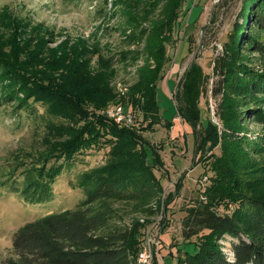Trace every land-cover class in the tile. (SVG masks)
<instances>
[{"label": "trees", "instance_id": "1", "mask_svg": "<svg viewBox=\"0 0 264 264\" xmlns=\"http://www.w3.org/2000/svg\"><path fill=\"white\" fill-rule=\"evenodd\" d=\"M185 1L103 0L96 9L100 26L91 37L70 47L63 42L50 52L43 49L45 35L32 19L24 24L17 17L0 20L1 102L14 103L15 116L25 113L45 140L59 138L56 154L42 162L29 152L16 157L20 160L9 164L4 183L11 182L12 192L19 191L28 204L50 201L59 180L68 179L67 185L79 194L73 208L62 205L14 231V256L2 264H136L144 226L138 219L115 221L119 217L112 204H127L146 218L159 212L161 188L145 162L146 153H140L148 143L142 144L140 134L130 129L134 112L151 127L164 121L157 87L170 62L168 51L178 41ZM113 19L115 26L107 28ZM238 20L223 53L215 58L213 70L220 79L209 90L230 134L224 133L219 142L198 129L199 102L208 85L199 65L191 64L176 86L177 116L192 128L196 150L213 141L221 144L210 163V185L184 208L181 237L192 243L193 251L177 250V264H264V135L257 134L261 143L229 139L250 124L264 128V0H240ZM110 29L117 31L119 46L102 44L99 33ZM256 56L261 67L255 65ZM90 57L112 76L122 68L127 78L120 94L131 109L130 127H118L108 116L90 115L85 109L95 105L91 92L101 93L105 90L100 87L110 84L105 74L88 75L85 58ZM54 70L63 72L61 82ZM163 125L171 128L167 121ZM93 148H108L107 158L89 168L86 156H92L88 150ZM260 156L261 163L256 162ZM225 203L235 206L229 210Z\"/></svg>", "mask_w": 264, "mask_h": 264}, {"label": "rangeland", "instance_id": "2", "mask_svg": "<svg viewBox=\"0 0 264 264\" xmlns=\"http://www.w3.org/2000/svg\"><path fill=\"white\" fill-rule=\"evenodd\" d=\"M102 4L103 0H0V20L17 17L22 18L21 22L24 24L27 18L32 19V23L38 25L45 35L47 47L44 44L43 49L50 52L63 42L70 47L84 38L91 37L96 27L100 26L96 9ZM239 9L240 0H186L179 15L180 30L175 34L177 44L168 51L170 62L165 68L164 79L157 87L159 114L173 128L164 126V121L153 127L145 125L141 114L133 113L135 122L130 130L140 134L143 139L142 144L148 143L147 152L145 150L140 153H146L145 162L160 185L161 204L157 208L159 210L157 215L151 218L134 214L132 211L134 208L127 204L112 205L116 208L119 217L115 221L129 224L131 219H138L143 224L144 228L139 235L140 250L147 244V248L150 249V264H177V250L193 251L192 243H187L181 237V220L185 215L184 208L194 201L193 198L197 196L198 191H204L210 185L213 176L210 163L214 162L213 157L221 152V144L217 141L220 142L219 138H223L224 133L230 134L228 130L225 132L223 129L218 103L212 98L209 90L212 83L220 79V76L214 73L213 64L216 56L223 53L228 34L232 30L233 23L238 20ZM24 16L26 18H23ZM114 26L113 19L108 23L107 28ZM100 34L102 44L108 43L111 48L114 47L112 45L119 46L117 31L110 29ZM256 57L255 65L261 67V58ZM85 60H87L85 68L90 77L99 78L97 74H105L106 80L110 83L100 87L105 90L100 91L101 93L91 92L90 98L95 105L85 107L89 114L101 115L106 119L107 112L115 104H120L126 113H130V107L126 100H122L120 94V92L125 93V90H120L121 83L126 77L122 68L118 67V71L115 74L113 72L112 76L100 66L96 57ZM193 63L202 68L207 75L205 81L207 80L208 84L199 102L198 129L208 138L217 137V141L206 144L198 151L195 148L192 128L189 124L181 122L173 103L176 86ZM55 75H60L61 82L63 72L54 70L53 76ZM94 80L97 82L96 79ZM93 88L95 87H91L90 91ZM1 94L0 96L4 95ZM1 101L2 98H0V264L14 256L11 251V237L14 231L24 223L62 209V205L73 208L76 205H72L73 199L79 195L67 185L68 179L59 180L53 185L55 195L50 201L28 204L21 199L19 191L12 192L11 182L4 183L9 164L20 160L16 157L25 156L29 152L42 162L44 158L56 154L59 138L50 137L45 140L41 131L32 125L30 117L25 113L15 116L14 103ZM35 108L39 113L42 112L40 106ZM261 133L264 135V128L250 124L247 130L234 132L230 138L229 136L227 138L240 137L250 142L261 143V139L257 137V134ZM98 150L100 151L96 148L88 150L92 153V156H86L90 161L89 168L105 162L108 148ZM262 154L264 156V151ZM23 159L22 157L21 160ZM256 162L261 163V156ZM223 205H227L229 210L235 206L231 203ZM223 205L218 208L220 212L223 210ZM223 244L228 247V242L224 241Z\"/></svg>", "mask_w": 264, "mask_h": 264}, {"label": "built area", "instance_id": "3", "mask_svg": "<svg viewBox=\"0 0 264 264\" xmlns=\"http://www.w3.org/2000/svg\"><path fill=\"white\" fill-rule=\"evenodd\" d=\"M107 116L118 126H131L133 124V117L130 113H126L122 106L116 105L111 107L107 112ZM149 245V243H148ZM150 247V246H149ZM150 249L147 248V244L143 245L138 253L136 264H150Z\"/></svg>", "mask_w": 264, "mask_h": 264}, {"label": "crops", "instance_id": "4", "mask_svg": "<svg viewBox=\"0 0 264 264\" xmlns=\"http://www.w3.org/2000/svg\"><path fill=\"white\" fill-rule=\"evenodd\" d=\"M171 128H173V127H171Z\"/></svg>", "mask_w": 264, "mask_h": 264}]
</instances>
